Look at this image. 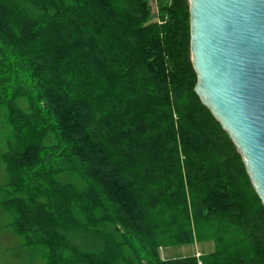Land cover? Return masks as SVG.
Returning a JSON list of instances; mask_svg holds the SVG:
<instances>
[{
  "label": "trees",
  "instance_id": "obj_1",
  "mask_svg": "<svg viewBox=\"0 0 264 264\" xmlns=\"http://www.w3.org/2000/svg\"><path fill=\"white\" fill-rule=\"evenodd\" d=\"M158 4L0 0L1 204L46 264H264V204L195 91L189 0Z\"/></svg>",
  "mask_w": 264,
  "mask_h": 264
},
{
  "label": "water",
  "instance_id": "obj_2",
  "mask_svg": "<svg viewBox=\"0 0 264 264\" xmlns=\"http://www.w3.org/2000/svg\"><path fill=\"white\" fill-rule=\"evenodd\" d=\"M196 93L264 204V0H189Z\"/></svg>",
  "mask_w": 264,
  "mask_h": 264
},
{
  "label": "rangeland",
  "instance_id": "obj_3",
  "mask_svg": "<svg viewBox=\"0 0 264 264\" xmlns=\"http://www.w3.org/2000/svg\"><path fill=\"white\" fill-rule=\"evenodd\" d=\"M153 21L161 22L158 0H150ZM0 110V121H2ZM10 134L9 126H0V154L6 150V137ZM5 166L0 158V187L7 182ZM65 180H75L65 176ZM4 191L0 190V264H46L41 255L32 247L24 244L23 239L15 233L13 215L1 204ZM215 250L213 241L195 242L191 244L163 247L161 254L164 259L185 257L210 253ZM39 254V255H38ZM200 254V255H199ZM36 256V257H35Z\"/></svg>",
  "mask_w": 264,
  "mask_h": 264
},
{
  "label": "crops",
  "instance_id": "obj_4",
  "mask_svg": "<svg viewBox=\"0 0 264 264\" xmlns=\"http://www.w3.org/2000/svg\"><path fill=\"white\" fill-rule=\"evenodd\" d=\"M162 255V254H161ZM198 256V255H197ZM162 257H163V255H162Z\"/></svg>",
  "mask_w": 264,
  "mask_h": 264
},
{
  "label": "built area",
  "instance_id": "obj_5",
  "mask_svg": "<svg viewBox=\"0 0 264 264\" xmlns=\"http://www.w3.org/2000/svg\"><path fill=\"white\" fill-rule=\"evenodd\" d=\"M200 255V254H199Z\"/></svg>",
  "mask_w": 264,
  "mask_h": 264
}]
</instances>
